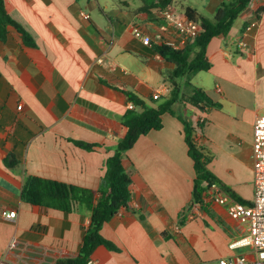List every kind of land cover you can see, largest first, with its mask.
I'll return each instance as SVG.
<instances>
[{"label":"crops","instance_id":"crops-1","mask_svg":"<svg viewBox=\"0 0 264 264\" xmlns=\"http://www.w3.org/2000/svg\"><path fill=\"white\" fill-rule=\"evenodd\" d=\"M4 1L36 46L25 45L12 26L0 39V262L56 264L78 255L90 215L24 202L25 177L97 191L107 158L127 132L122 118L132 102L125 92L145 107H157L169 96L175 65L157 46L137 40L133 29L168 36L175 29L158 9L139 12L140 0L135 6L129 0ZM227 1L175 0L173 7L181 15L191 7L213 18ZM263 5L264 0H252L230 33L208 45L213 85L202 80L199 87L219 107L206 112L186 102L174 107L195 127L204 124L196 140L210 157L208 168L245 202L254 197V123L264 114V14L255 17ZM164 86L168 92L153 96ZM77 141L96 147L85 150ZM123 164L132 197L102 231L120 251L99 247L92 256L96 264H204L236 257L256 262L249 247L230 248L249 227L232 218L226 205L209 199L203 208L192 205L196 175L178 117L165 114L163 128L140 137ZM12 211L14 219L3 217Z\"/></svg>","mask_w":264,"mask_h":264},{"label":"trees","instance_id":"trees-1","mask_svg":"<svg viewBox=\"0 0 264 264\" xmlns=\"http://www.w3.org/2000/svg\"><path fill=\"white\" fill-rule=\"evenodd\" d=\"M138 11L150 14L152 10H167L173 6L175 0H140ZM251 0H229L222 3L213 18L200 15L195 9L186 7L185 15L188 19L200 24L202 31L198 37L189 41L182 50H174L168 46H157L164 60L174 64L175 69L169 76L170 91L168 98L157 107H145L144 102L132 92H125L128 99L142 111L128 110L122 124L127 128L126 135L121 139L114 154L105 162V175L97 191L79 186L45 179L37 176H26L24 179L21 198L24 202L43 208H51L69 214L74 209L87 212L90 223L84 229V238L78 255L75 258H65L56 264H88L94 252L99 247L110 251L119 252L120 249L103 234V227L122 208H127L132 197V179L123 160L126 153L136 144L138 139L153 130L163 128V116L167 113L178 117L184 125V137L188 146L189 156L193 160L195 180L192 191V205L204 207L206 194L209 187L217 185L223 191L236 198V195L224 185L208 168L210 157L206 150L196 140L197 129H202L204 124L198 123L195 127L192 122L183 116L177 115L175 105L188 103L201 112L218 108L208 93L192 84V78L200 72H208L212 62L207 55V48L211 40L217 36H227L232 30L237 18L250 6ZM264 14V5L255 12L257 20ZM14 27L23 37L25 45L35 47L31 35L17 23L9 14L5 1L0 0V39L8 32V27ZM189 88V89H188ZM186 89L188 92H186ZM75 144L85 150H93L96 145L77 141ZM7 165H11L6 160ZM237 200L242 201L238 198Z\"/></svg>","mask_w":264,"mask_h":264},{"label":"built area","instance_id":"built-area-1","mask_svg":"<svg viewBox=\"0 0 264 264\" xmlns=\"http://www.w3.org/2000/svg\"><path fill=\"white\" fill-rule=\"evenodd\" d=\"M252 1V0H251ZM161 16L168 24L175 29L174 36H168L165 33L156 31L154 33H146L139 27L133 29L134 37L145 46H168L174 50H182L189 41L195 40L201 33L202 28L199 23L187 18L176 12L173 6L167 10L161 11ZM85 18L89 15L83 14ZM166 86L156 89L153 96L159 97L162 93L168 92ZM220 91V89H219ZM129 108L135 109V104L130 103ZM253 175H254V197L248 203H243L217 185L209 187L206 199L213 200L221 205H226L229 215L247 224L248 233L232 242L231 249L249 247L256 255L254 264H264V114L258 116L254 123V141H253ZM6 219H14L17 215L16 211L10 213L3 212ZM12 241L9 245L5 258L10 250L14 247ZM0 264H12L1 261ZM88 264H96L92 259ZM204 264H249L246 257H236L231 259H220L217 263L206 262Z\"/></svg>","mask_w":264,"mask_h":264},{"label":"rangeland","instance_id":"rangeland-1","mask_svg":"<svg viewBox=\"0 0 264 264\" xmlns=\"http://www.w3.org/2000/svg\"><path fill=\"white\" fill-rule=\"evenodd\" d=\"M84 2H86L87 0H82ZM92 2L94 0H91ZM100 2H106V1H110V2H113L114 5H116L119 1H126V0H99ZM129 2L131 3V5L135 6V5H139V0H129ZM106 10H108L110 13L112 12V8L111 7H107ZM202 80H205L206 83L207 80L210 81V84L213 85V79H212V76L208 73V72H200L199 74H197L193 79H192V83L194 86H201L202 84ZM189 89V88H188Z\"/></svg>","mask_w":264,"mask_h":264}]
</instances>
